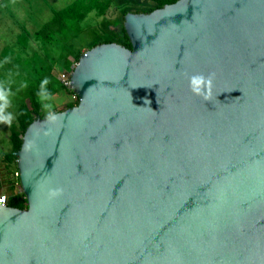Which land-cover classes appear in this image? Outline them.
I'll list each match as a JSON object with an SVG mask.
<instances>
[{"label": "water", "instance_id": "1", "mask_svg": "<svg viewBox=\"0 0 264 264\" xmlns=\"http://www.w3.org/2000/svg\"><path fill=\"white\" fill-rule=\"evenodd\" d=\"M84 52L73 107L15 152L0 264H264V0L129 12Z\"/></svg>", "mask_w": 264, "mask_h": 264}, {"label": "rangeland", "instance_id": "2", "mask_svg": "<svg viewBox=\"0 0 264 264\" xmlns=\"http://www.w3.org/2000/svg\"><path fill=\"white\" fill-rule=\"evenodd\" d=\"M73 1L0 0V114L9 115V123L14 122L23 100L37 92L46 114L49 110H64L69 103L77 104L75 94L64 90L66 82L61 75L70 77L80 56L94 43L120 33L124 9H149L156 5L153 0H114L103 16L92 12L82 21H64L53 40L46 41V33L37 40L35 33L47 31L54 11L64 10ZM28 33L30 37L26 36ZM7 177L13 186L11 194L20 192V183H16L19 176L7 170Z\"/></svg>", "mask_w": 264, "mask_h": 264}, {"label": "trees", "instance_id": "3", "mask_svg": "<svg viewBox=\"0 0 264 264\" xmlns=\"http://www.w3.org/2000/svg\"><path fill=\"white\" fill-rule=\"evenodd\" d=\"M155 2V6L151 7L149 9H124L123 12L120 15V21L121 23V31L119 34H111L110 36L106 37L105 39L96 42L92 45V47L101 44V43H118L123 46H126L127 48H131V43L129 41V38L126 34V31L124 29L123 23H124V16L129 12H137V13H146L151 12L157 8H161L166 4H172L175 3L177 0H153ZM114 0H75L73 1L68 7H66L62 11H54V17L52 21L47 25V31H38L35 33V36L37 40L40 36H42L43 33L45 34L46 41L47 40H53V34L57 29H60L63 27L64 21H82L84 20L90 13L95 12L98 16L104 15L106 11L108 10L111 3H113ZM67 24V23H66ZM26 36L30 37V34L28 33ZM27 37V40L29 39ZM25 38V37H24ZM25 42L26 40L23 39ZM36 41V40H35ZM45 41V40H44ZM66 70H70V62H68V66ZM63 88L67 93H73L66 84H63ZM38 93V92H37ZM33 94L31 97L25 98L23 100L22 104L19 106V113L17 117V125L12 129L11 132V144L12 149L10 152L6 153L4 156V161L6 163V168L9 170V172L14 173L18 172L17 169V157L15 156V152L19 151L22 145V138L21 136L24 134L27 127L38 117H46V114H42L41 104L38 101V95L39 94ZM76 105L75 103H69L66 105V108H70ZM59 110H55L53 113L57 112ZM52 113V114H53ZM51 115V114H50ZM49 116V115H48ZM19 182V178H17V182ZM13 187V186H12ZM8 204L11 207L24 209L26 208V198L23 193L20 192H14L8 197Z\"/></svg>", "mask_w": 264, "mask_h": 264}, {"label": "crops", "instance_id": "4", "mask_svg": "<svg viewBox=\"0 0 264 264\" xmlns=\"http://www.w3.org/2000/svg\"><path fill=\"white\" fill-rule=\"evenodd\" d=\"M55 110H53L52 112L51 110H49L47 114L44 113V111L42 110V113L48 116L52 114ZM7 117L9 118V115H7ZM7 117L6 115H3V113L1 112L0 114V195H5L9 197L11 195L10 192L11 188L13 187H12V183L9 182V179L7 177V168H6V163L4 161V156L12 149L11 132L12 129L17 125L18 114L15 115V117L13 118L14 120L13 123L11 122L9 123Z\"/></svg>", "mask_w": 264, "mask_h": 264}, {"label": "built area", "instance_id": "5", "mask_svg": "<svg viewBox=\"0 0 264 264\" xmlns=\"http://www.w3.org/2000/svg\"><path fill=\"white\" fill-rule=\"evenodd\" d=\"M61 78L63 79L64 82H66V85H67V83H68V79H69V76L66 75V74H63V75H61ZM74 99H76L77 102H78V97H77V95H74ZM15 173H16L17 176H19V172H15ZM0 204H3V205H4V204H8V197L5 196V195H1V196H0Z\"/></svg>", "mask_w": 264, "mask_h": 264}]
</instances>
